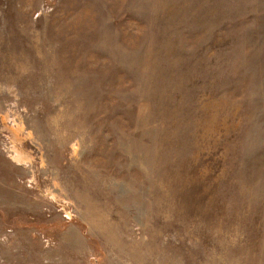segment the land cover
Wrapping results in <instances>:
<instances>
[{
  "label": "rangeland",
  "instance_id": "1",
  "mask_svg": "<svg viewBox=\"0 0 264 264\" xmlns=\"http://www.w3.org/2000/svg\"><path fill=\"white\" fill-rule=\"evenodd\" d=\"M0 264H264V0H0Z\"/></svg>",
  "mask_w": 264,
  "mask_h": 264
}]
</instances>
